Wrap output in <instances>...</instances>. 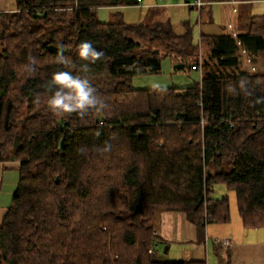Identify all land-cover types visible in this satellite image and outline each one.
<instances>
[{"label":"trees","instance_id":"1","mask_svg":"<svg viewBox=\"0 0 264 264\" xmlns=\"http://www.w3.org/2000/svg\"><path fill=\"white\" fill-rule=\"evenodd\" d=\"M15 1V11L0 12V163H19L21 176L0 227V264H207L155 261L150 249L165 212L184 213L200 242L210 223H230L229 199L213 197L218 184L236 193L244 226L264 230V73L256 69L264 15L252 12L260 0L192 6L199 25L214 4L243 11L245 32L202 34L200 44L191 23L178 33L159 10L136 24L121 12L108 23L98 17L142 0ZM85 40L104 53L95 63L78 54ZM51 46H62L68 63ZM169 57L200 67L201 82L133 86ZM60 71L89 79L102 105L83 115L50 110L49 82Z\"/></svg>","mask_w":264,"mask_h":264},{"label":"crops","instance_id":"2","mask_svg":"<svg viewBox=\"0 0 264 264\" xmlns=\"http://www.w3.org/2000/svg\"><path fill=\"white\" fill-rule=\"evenodd\" d=\"M192 2L193 0H183L180 2H173V0L171 2H165V0H142L141 4L137 7H126L117 10L110 9L113 11L111 18L116 12H121L124 16V12L129 9H140L145 10V20L150 11L159 10L164 12L165 18L170 19L173 23L174 19L170 15L169 9L189 8L190 12L196 11L190 5ZM237 6V2L219 3L208 6L205 10L201 25H199V22L202 20V17L197 11V24L201 30V36L202 34L217 36L224 34L226 31L228 32L226 27L220 30L215 29V9L216 7H222L226 17H230L228 18L230 20L233 16L235 18L238 10ZM15 10V0H0V12H13ZM142 20L137 23L143 22ZM193 20L194 18L189 13V16H184L178 26H175L174 23L173 25L176 27L178 33H182L183 23H191ZM228 26L229 28H233L232 24ZM232 31L236 32L235 30ZM0 164L4 165L5 169L11 166L19 167V163ZM2 214H0V217ZM229 224L210 223L207 226L205 239L200 242L197 227L188 221L184 213L165 212L162 214L160 227L157 231L159 247L153 259L155 261L169 262L165 261L164 259L166 257L158 251L161 246H165L168 248L169 253L165 249L164 255L172 254L173 252L178 255L182 254L185 260L181 259L180 261H206L207 264H264V230L260 228H246L242 219L235 221V227ZM223 225H226L227 228ZM227 240L229 241V245H223L222 242ZM218 250L220 253H218Z\"/></svg>","mask_w":264,"mask_h":264},{"label":"rangeland","instance_id":"3","mask_svg":"<svg viewBox=\"0 0 264 264\" xmlns=\"http://www.w3.org/2000/svg\"><path fill=\"white\" fill-rule=\"evenodd\" d=\"M171 0H165V2H168ZM183 0H173V2H180ZM193 6V2L190 4ZM239 11V8H238ZM113 11L110 9H100L98 11V17L102 22H111L113 18H111V14ZM242 12L236 13V16L233 20L228 19L230 17H226L225 12L223 11L222 7H216L214 12L215 17V29L220 30L224 27L229 28V24H232L233 28H229L230 30H235L237 33H243L245 32L244 27V20L242 19ZM252 12L254 15H264V1H256L252 5ZM125 21L129 24H134L139 21H144V15L145 10L140 9H129L126 12H124ZM169 13L174 19L173 23L175 26H178L180 21L184 18V16H192L194 18L193 22H191V25L193 26L194 30V38L196 44H200V36H201V30L199 28V25L197 24V18H198V12L192 11L190 12L189 8H175V9H169ZM230 22V23H229ZM226 29H224L226 31ZM205 53V50H204ZM180 64L177 63L173 58H166L162 62V70L158 74H152V75H141L136 76L133 79V86L138 90H152V89H171V88H188L192 87L202 80V74L201 71H193L190 68L191 63L189 64V68L185 70H176V66ZM257 71H260L264 73V54L261 55L258 58V63L256 64ZM204 123H202V126H204ZM20 169L17 166H11L8 169H5L4 165L0 164V214L2 216L0 217V227L4 223V219L10 209V207L13 204L14 195L18 189L19 181H20ZM214 198L221 200L223 198H228L230 202V214H231V221L230 226L235 227V221L241 220L239 210H238V203H237V196L236 193L232 190H230L226 185L224 184H218L215 186L214 189ZM4 211V212H3ZM226 227V225H223ZM227 228V227H226ZM166 247L161 246L159 248V253L166 257L164 259L165 261L169 262H179L181 259L185 260L183 258V255L175 254L174 252L172 254L164 255ZM169 253V252H168ZM152 256V255H151ZM155 256H152L154 258Z\"/></svg>","mask_w":264,"mask_h":264},{"label":"clouds","instance_id":"4","mask_svg":"<svg viewBox=\"0 0 264 264\" xmlns=\"http://www.w3.org/2000/svg\"><path fill=\"white\" fill-rule=\"evenodd\" d=\"M80 58L91 63L100 60L104 53L98 51L91 41H81L77 48ZM57 62L60 64L68 63L63 48H59L56 53ZM32 64H35L33 59ZM84 69L87 70L88 64ZM48 91L51 96L48 100V107L57 114L87 113L90 109H97L102 105V101L97 94V89L91 84L90 80L70 71H60L53 74L49 82ZM240 87L246 90V85L241 83ZM235 91V89H232ZM111 146L106 145L105 150H110Z\"/></svg>","mask_w":264,"mask_h":264},{"label":"built area","instance_id":"5","mask_svg":"<svg viewBox=\"0 0 264 264\" xmlns=\"http://www.w3.org/2000/svg\"><path fill=\"white\" fill-rule=\"evenodd\" d=\"M203 5H204L203 0H193V6L194 7L201 8ZM193 70L194 71H201L200 67H198V68L194 67ZM155 237H158V233L157 232L155 233ZM222 243L225 246L229 245V241L228 240L227 241H223ZM158 244H159V241L155 242L154 245L152 246V248L150 249V254L152 256L156 255V252H157V249H158Z\"/></svg>","mask_w":264,"mask_h":264},{"label":"water","instance_id":"6","mask_svg":"<svg viewBox=\"0 0 264 264\" xmlns=\"http://www.w3.org/2000/svg\"><path fill=\"white\" fill-rule=\"evenodd\" d=\"M50 52L53 53V54H56L57 53V50L59 49L58 47L56 46H51L50 48ZM186 69V65L181 63V64H178L176 66V70H185ZM16 145L19 146L20 145V139L18 138L17 141H16ZM166 252H168V248H166Z\"/></svg>","mask_w":264,"mask_h":264}]
</instances>
